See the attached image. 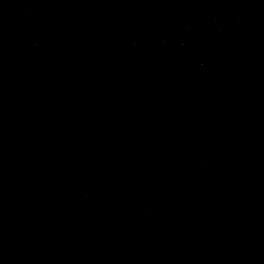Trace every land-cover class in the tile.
<instances>
[{"label":"water","instance_id":"water-1","mask_svg":"<svg viewBox=\"0 0 264 264\" xmlns=\"http://www.w3.org/2000/svg\"><path fill=\"white\" fill-rule=\"evenodd\" d=\"M0 264H264V0H0Z\"/></svg>","mask_w":264,"mask_h":264}]
</instances>
